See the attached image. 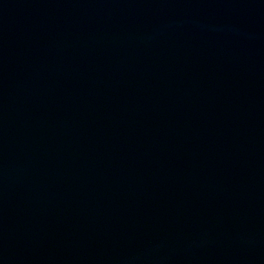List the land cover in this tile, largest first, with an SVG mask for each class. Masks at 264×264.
I'll return each instance as SVG.
<instances>
[{
	"label": "water",
	"instance_id": "95a60500",
	"mask_svg": "<svg viewBox=\"0 0 264 264\" xmlns=\"http://www.w3.org/2000/svg\"><path fill=\"white\" fill-rule=\"evenodd\" d=\"M0 264H264V0H0Z\"/></svg>",
	"mask_w": 264,
	"mask_h": 264
}]
</instances>
